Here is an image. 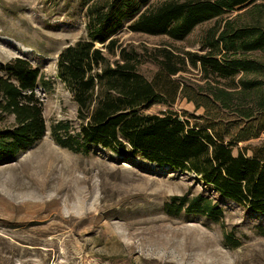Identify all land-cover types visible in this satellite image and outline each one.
Here are the masks:
<instances>
[{
    "label": "trees",
    "instance_id": "1",
    "mask_svg": "<svg viewBox=\"0 0 264 264\" xmlns=\"http://www.w3.org/2000/svg\"><path fill=\"white\" fill-rule=\"evenodd\" d=\"M257 1L262 3L256 7L264 9V0L163 1L156 6L151 0H85L86 37L65 47L57 59V77L77 105L80 126L76 131L68 122L53 125L55 142L76 153L86 155L95 147L128 163L141 160L190 173L221 198L264 216V146L251 157L233 151L235 144L264 132V62L246 57L264 54V24L236 25L224 19ZM213 20L221 23L203 35L199 52L179 54L163 47L151 54L148 59L159 68L152 81L139 72L145 55L115 38L126 27L182 41ZM189 68L201 74L209 90L173 80ZM38 88L50 92L52 82L28 59L15 58L0 67V117L14 119L12 127L0 130V163L12 161L46 135ZM179 96L202 113H145L155 105L171 107ZM229 112L249 125L233 134L235 128L224 122ZM172 201L176 214L185 211L213 220L224 215L203 195Z\"/></svg>",
    "mask_w": 264,
    "mask_h": 264
},
{
    "label": "rangeland",
    "instance_id": "2",
    "mask_svg": "<svg viewBox=\"0 0 264 264\" xmlns=\"http://www.w3.org/2000/svg\"><path fill=\"white\" fill-rule=\"evenodd\" d=\"M84 1L0 0V67L15 58H26L52 82L50 92L37 90L44 103L46 135L12 161L0 163V264H264V216L221 198L195 175L159 168L141 160L128 163L95 147L86 155L76 153L55 142L53 125L68 122L76 131L80 126L77 105L57 77V59L65 47L86 37ZM163 1L184 0H151V6ZM261 3L257 1L243 10L226 14L224 19L229 18L236 25L259 21L264 24V9L256 7ZM221 20L198 26L182 41L133 33L126 27L115 38L126 49L145 55L139 72L152 81L159 68L148 59L151 54L163 47L179 54L199 52L203 35ZM246 57L264 62V54L260 52ZM173 80L188 88L209 90L201 74L192 68ZM168 109L202 113L182 96L171 107L155 105L145 113L160 114ZM224 122L235 128L233 134L249 125L233 112L225 115ZM13 123V117H0V130L12 127ZM263 146L264 132L256 139L235 144L233 151L234 155L242 153L251 157ZM33 179L48 181L47 194L42 195L46 201L67 194L57 193L59 188L72 185L76 192L81 186L91 198V207L87 211L70 210L61 202L59 210L66 218L72 215L76 221H82L75 226L79 231L86 228L84 220L93 214L98 216V224L83 234L73 232V225L69 224L65 230L40 236L47 222L38 219L46 217L47 212L35 202H41L42 197L33 194L34 186L28 196L20 198L11 191L20 181L32 186ZM185 195L211 198L223 209V217L213 220L185 211L176 214L177 204L172 198ZM107 223L123 225L121 230H116L120 238L106 241L98 237ZM159 225L180 231L176 244H149L151 240L136 236L149 237L151 234L143 233V228ZM133 237H137L134 241L139 244L132 247ZM36 238L40 241L35 242ZM71 239L72 242H67ZM141 241L146 244H140Z\"/></svg>",
    "mask_w": 264,
    "mask_h": 264
},
{
    "label": "bare ground",
    "instance_id": "3",
    "mask_svg": "<svg viewBox=\"0 0 264 264\" xmlns=\"http://www.w3.org/2000/svg\"><path fill=\"white\" fill-rule=\"evenodd\" d=\"M36 190L33 191V194H36L40 197L42 195H46L48 191V181H36L35 179L32 180V186H28L26 184H23L21 181L19 185H15L12 187L11 191L15 193V195L20 198L21 196H28L29 192L32 190V187ZM52 190V188H51ZM65 192L66 195H63L62 197L58 198L57 196L54 198H49L48 201L45 200L44 197H42L41 202H35V205L42 208L47 212L46 217H39L38 221L42 223L47 222V227L40 231V236H45L49 234L52 231H61L65 230L68 227L66 225H73V232H79V234H83L86 229H89L91 227H94L98 224V216L96 214H93L88 219L84 220L86 228L83 230H78L79 227L77 226L82 221H76L72 218V215L69 217H65L59 210V204L63 202L70 210L78 209L81 211H87L91 207L90 202L91 198L89 195H87L86 191L81 187H77V191L74 192L72 185H67L65 187L59 188L57 190V193ZM73 202L71 206H69V203ZM46 203H54L51 207H48ZM123 227L122 224H112L107 223L103 229L99 231V238L105 239L106 241H109L113 238H120L119 235L116 234V230H121ZM143 233L151 234L149 237H147L144 234H136V236H142L143 239L151 240L149 244H165V245H172L176 244L175 239L179 237L180 231L177 228L174 227H165L162 225L159 226H153L151 228H143ZM38 234V235H39ZM74 234V233H73ZM137 237H133V241L131 246L133 247L136 243L134 240ZM35 242H39V238H36L34 240ZM73 240H68L67 242H72ZM141 241L140 244H146V242ZM49 243V241H47Z\"/></svg>",
    "mask_w": 264,
    "mask_h": 264
}]
</instances>
